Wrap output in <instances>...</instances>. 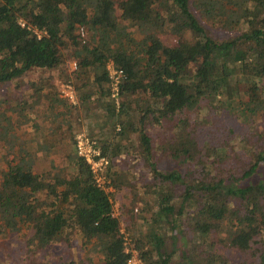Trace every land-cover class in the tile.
I'll list each match as a JSON object with an SVG mask.
<instances>
[{"label":"trees","instance_id":"16d2710c","mask_svg":"<svg viewBox=\"0 0 264 264\" xmlns=\"http://www.w3.org/2000/svg\"><path fill=\"white\" fill-rule=\"evenodd\" d=\"M206 23H232L239 32L218 39ZM162 34L175 35L176 43H165ZM72 59L78 104L65 101L67 108L89 115L96 106L103 112L100 128L110 127L119 137L136 132L142 147L136 152L152 166L154 184L161 189L171 184L172 190L160 192L148 234L133 240L143 264H172L169 241L178 235L183 246L196 241L203 250L199 262L188 258L187 264H227L214 251L213 234L217 243L241 252L253 248L255 264H264V179H256L264 166V0H0V82L33 68L64 74ZM110 61L124 72L118 108L108 86ZM34 85L39 95L43 87ZM49 101L54 108L61 100ZM217 103L249 125L241 133L250 147L241 170L223 165L230 127L212 146L199 147L195 140L200 126L212 121L208 111ZM155 127L165 128L159 146L181 158L184 172L163 173L154 166L149 131ZM14 131L5 133L9 140L0 137V233L30 230L33 248L60 236L69 242L77 234L100 264H127L131 253L125 251L121 223L131 225L126 219L134 208L113 213L109 192L96 184L75 146L67 154L69 171L54 164L38 171L31 142ZM121 145L113 138L100 144L118 190L124 184L115 168L126 147ZM160 221L174 233L155 232ZM64 264L80 263L68 258Z\"/></svg>","mask_w":264,"mask_h":264},{"label":"rangeland","instance_id":"374dc122","mask_svg":"<svg viewBox=\"0 0 264 264\" xmlns=\"http://www.w3.org/2000/svg\"><path fill=\"white\" fill-rule=\"evenodd\" d=\"M195 14L199 17L197 11H195ZM205 26L209 34L218 39L228 38L239 32L231 27L232 23L231 25L227 23L209 25L206 23ZM161 38L167 44H175L177 41V37L172 34H162ZM72 60L67 61L68 72L64 74L59 73L58 69L43 71L33 68L13 81L0 82V137L2 134L3 141L9 140L5 137V133L15 130L17 136L19 135L21 139L31 142V148L35 151V166L38 171L47 169L50 164L64 165L66 170L69 171L68 155L74 152L73 140L79 132H85L93 137L99 145L103 140H112V138L114 142H122L123 145L121 146L125 145L126 147L122 148L117 156L115 168L119 170L124 184L120 190L112 184L113 191L109 194L113 203V213L116 216H119L122 212V206L124 210L129 207L134 208L132 218L130 219V216L126 219L127 223L130 222L131 225L121 223V229L126 238V247L132 248L133 240L136 237L148 234L150 219L157 210L156 203L160 192L161 190H164V192L172 190L170 188L171 184L167 182L162 189L159 185L154 184L152 166L138 154L142 147L136 132L130 131L124 135L125 137L113 136L114 131L111 132L110 127H99L101 125L99 115H103L100 108L94 106L89 115H86L84 110L74 111L67 108L64 103L65 100L58 97L59 82L70 80L73 84L76 83L74 70L69 65ZM49 76L53 77L48 79ZM34 84L43 87L39 95L35 93L36 86ZM54 96L61 100L55 103L58 106L56 108V105L52 108L53 106L49 101V98ZM119 102H121V97ZM216 109L211 107L208 111V116L212 121L200 126L194 134L195 140L199 147H203L207 143L212 146L218 143L221 133L228 132L230 127L232 134H228L231 139L229 141L230 146H228L230 148L229 156L227 158L223 157V165L241 170L239 164L242 159L246 160L245 153L250 148L245 145L241 133L245 132L249 125L233 116L219 103L216 104ZM65 112L69 113L65 114ZM70 121L72 122L71 127H69ZM165 123H167V128L172 124L169 120ZM90 124L98 126L96 129L93 128V130H96L93 135L89 133V129L91 130ZM181 124L183 127L187 126L188 130L190 129L188 122H182ZM82 126L85 128L82 129ZM117 131L116 129L115 132ZM165 132V128L161 127L149 131L154 140L151 155L152 162L163 173L176 168L184 172V165L180 163L181 158L172 157L167 148L159 146V142H163L165 139ZM170 135L172 134L169 132L166 139L169 140ZM202 153L201 151L200 154ZM107 178L110 182L112 181V176H109L108 172ZM257 178L264 179V166L260 170V174L256 176ZM176 186L180 189L179 184ZM124 218L123 216L122 220ZM155 223L153 229L158 234L169 236L175 231L161 221ZM176 230H180L179 226ZM31 235L32 231L30 230L25 235L14 231L0 233V264H64L68 258L74 259L80 264H100L93 250L86 251L82 240L77 234H74L69 242L64 239V236H60L53 243L42 248L32 247ZM187 235L192 237L191 234ZM194 239L195 237L191 240ZM211 240L216 242L214 251L224 256L227 264H255L257 261L253 248L241 252L228 246L227 243H217L216 234H213ZM169 242H172L168 246L169 251L173 250L172 264H187L188 258L194 263L202 259L203 250L197 245L196 241L191 242L188 246L186 244L183 246L184 242L178 235L176 240ZM184 252L187 254V258L182 255ZM205 260H208V258H205Z\"/></svg>","mask_w":264,"mask_h":264},{"label":"built area","instance_id":"2783aa9c","mask_svg":"<svg viewBox=\"0 0 264 264\" xmlns=\"http://www.w3.org/2000/svg\"><path fill=\"white\" fill-rule=\"evenodd\" d=\"M69 65L72 70H75L77 67L75 60H72ZM106 69L108 73L110 97L114 101V105L118 108L120 105V83L124 78V72L121 68L116 67L112 61L107 63ZM58 97L67 101L69 104H78V95L74 84L70 80L59 82ZM74 146L76 154L83 158L88 164L96 184L105 191L112 192V183L107 178V169L110 159L102 152L97 140L85 132H79L74 137ZM125 251L131 253L127 260V264H143L134 248L126 247Z\"/></svg>","mask_w":264,"mask_h":264},{"label":"crops","instance_id":"0c3cea01","mask_svg":"<svg viewBox=\"0 0 264 264\" xmlns=\"http://www.w3.org/2000/svg\"><path fill=\"white\" fill-rule=\"evenodd\" d=\"M93 98H94V96H93ZM99 111H100V109H99ZM90 126H91V130L89 129V131H90L89 133H91V134L93 135V134L95 133V131H96V130H93V128L96 129V128H98V126H97V125H93V124H90ZM87 127H88V126H87ZM81 128L84 129L85 127L82 126ZM81 128H80V129H81ZM91 134H90V135H91Z\"/></svg>","mask_w":264,"mask_h":264}]
</instances>
